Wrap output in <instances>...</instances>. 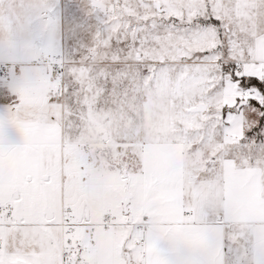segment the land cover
Returning a JSON list of instances; mask_svg holds the SVG:
<instances>
[{
    "label": "snow or ice",
    "instance_id": "1",
    "mask_svg": "<svg viewBox=\"0 0 264 264\" xmlns=\"http://www.w3.org/2000/svg\"><path fill=\"white\" fill-rule=\"evenodd\" d=\"M0 264H264V0H0Z\"/></svg>",
    "mask_w": 264,
    "mask_h": 264
}]
</instances>
